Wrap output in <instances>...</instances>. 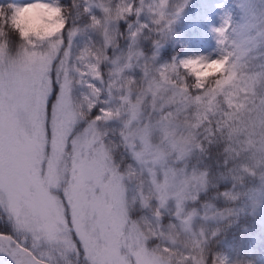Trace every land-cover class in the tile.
<instances>
[{
    "label": "snow or ice",
    "instance_id": "1",
    "mask_svg": "<svg viewBox=\"0 0 264 264\" xmlns=\"http://www.w3.org/2000/svg\"><path fill=\"white\" fill-rule=\"evenodd\" d=\"M237 2L242 22L225 14L214 56L163 64L187 0L0 6V219L13 233L0 252L15 264H234L213 247L223 222L264 206V9ZM36 4L63 20L39 44L16 25Z\"/></svg>",
    "mask_w": 264,
    "mask_h": 264
},
{
    "label": "trees",
    "instance_id": "2",
    "mask_svg": "<svg viewBox=\"0 0 264 264\" xmlns=\"http://www.w3.org/2000/svg\"><path fill=\"white\" fill-rule=\"evenodd\" d=\"M10 3H13V0H0V6L6 7ZM59 3L68 6L70 0H59ZM191 4V10L182 14L172 25L167 44L159 53L158 59L161 64L172 59L170 57L172 49L210 37L211 26L206 24L205 10L202 9L201 0H194ZM164 50L168 52L165 53ZM227 186L222 183L218 186V190L223 191ZM256 216L257 213L251 209L250 205H241L238 214L226 219L222 224L224 232L221 235L226 236L228 245L223 250L219 243H214L213 247L220 251L232 249L229 256L233 258L234 264H250L254 256L264 248V222H259ZM0 229L6 233L11 232L6 219L0 220Z\"/></svg>",
    "mask_w": 264,
    "mask_h": 264
},
{
    "label": "rangeland",
    "instance_id": "3",
    "mask_svg": "<svg viewBox=\"0 0 264 264\" xmlns=\"http://www.w3.org/2000/svg\"><path fill=\"white\" fill-rule=\"evenodd\" d=\"M193 1L194 0H187L186 5L184 6L178 18H180L182 14L187 13L189 10H191L192 8L191 2ZM32 2L33 0H13V3L17 5H24ZM201 5H202V9L205 10V13L207 15L206 22L209 26H211V29L209 31L210 37L206 39L195 40L192 43L183 44L179 48L172 49L170 53V57L184 59V58L197 57V56H214L215 49L217 48V43L213 29L220 26V24L222 23V18L225 16V14H230L233 21L237 24L242 22L241 19L242 12L241 9L238 7L237 0H201ZM257 5H258V11L264 9V3H262V0H257ZM166 44L167 41L162 45V47L159 50V53L166 46ZM145 47L146 48L149 47L147 42L145 43ZM163 52L166 53L168 51L164 50ZM252 63H257V61H252ZM217 190L218 189L210 188L208 192L202 196V199L211 200ZM214 203L217 208H221V209L228 206L225 204V202L222 199L216 200L214 201ZM232 206L235 207V205ZM250 207L255 213H257L256 216L257 220L259 222H264V206L258 205L257 207L253 208L250 205ZM0 220L3 221V219ZM223 232L224 231L220 233V235L218 236L215 242V244L219 243L221 247H223L221 250H223L225 246L228 245L226 241V236L221 235ZM0 234L13 235L12 232L6 233L1 229H0ZM19 242L21 243V246H23V238H20ZM4 243L6 244V242ZM28 244L29 245L31 244L30 240L28 241ZM247 250L248 252H250L249 248H247ZM0 257L3 258L8 264H15V260H13V258L7 252H0ZM250 264H264V248L254 256Z\"/></svg>",
    "mask_w": 264,
    "mask_h": 264
},
{
    "label": "clouds",
    "instance_id": "4",
    "mask_svg": "<svg viewBox=\"0 0 264 264\" xmlns=\"http://www.w3.org/2000/svg\"><path fill=\"white\" fill-rule=\"evenodd\" d=\"M16 25L26 39L33 44H39L58 33L63 27V20L57 8L47 4H36L26 7L18 14Z\"/></svg>",
    "mask_w": 264,
    "mask_h": 264
},
{
    "label": "water",
    "instance_id": "5",
    "mask_svg": "<svg viewBox=\"0 0 264 264\" xmlns=\"http://www.w3.org/2000/svg\"><path fill=\"white\" fill-rule=\"evenodd\" d=\"M0 264H8L3 258L0 257Z\"/></svg>",
    "mask_w": 264,
    "mask_h": 264
},
{
    "label": "bare ground",
    "instance_id": "6",
    "mask_svg": "<svg viewBox=\"0 0 264 264\" xmlns=\"http://www.w3.org/2000/svg\"><path fill=\"white\" fill-rule=\"evenodd\" d=\"M205 13V12H204ZM205 15H206V13H205ZM206 18H207V15H206ZM206 24H207V22H206Z\"/></svg>",
    "mask_w": 264,
    "mask_h": 264
}]
</instances>
